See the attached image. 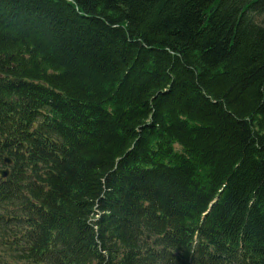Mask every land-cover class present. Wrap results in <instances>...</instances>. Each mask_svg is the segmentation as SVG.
Returning a JSON list of instances; mask_svg holds the SVG:
<instances>
[{
  "label": "trees",
  "instance_id": "trees-1",
  "mask_svg": "<svg viewBox=\"0 0 264 264\" xmlns=\"http://www.w3.org/2000/svg\"><path fill=\"white\" fill-rule=\"evenodd\" d=\"M5 157L0 264H264V0H0Z\"/></svg>",
  "mask_w": 264,
  "mask_h": 264
},
{
  "label": "water",
  "instance_id": "water-1",
  "mask_svg": "<svg viewBox=\"0 0 264 264\" xmlns=\"http://www.w3.org/2000/svg\"><path fill=\"white\" fill-rule=\"evenodd\" d=\"M16 81V80H13ZM20 81V80H19ZM4 165L6 166L5 168H0V179H5L9 175V166L11 165V161L5 157L3 160ZM147 240H149V236H147Z\"/></svg>",
  "mask_w": 264,
  "mask_h": 264
},
{
  "label": "flooded vegetation",
  "instance_id": "flooded-vegetation-1",
  "mask_svg": "<svg viewBox=\"0 0 264 264\" xmlns=\"http://www.w3.org/2000/svg\"><path fill=\"white\" fill-rule=\"evenodd\" d=\"M6 166H3L2 168H5Z\"/></svg>",
  "mask_w": 264,
  "mask_h": 264
}]
</instances>
